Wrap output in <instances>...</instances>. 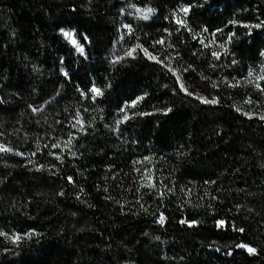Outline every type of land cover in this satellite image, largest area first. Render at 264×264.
<instances>
[{"label":"trees","instance_id":"16d2710c","mask_svg":"<svg viewBox=\"0 0 264 264\" xmlns=\"http://www.w3.org/2000/svg\"><path fill=\"white\" fill-rule=\"evenodd\" d=\"M263 55L264 0H0V264H264Z\"/></svg>","mask_w":264,"mask_h":264},{"label":"snow or ice","instance_id":"6c2138e0","mask_svg":"<svg viewBox=\"0 0 264 264\" xmlns=\"http://www.w3.org/2000/svg\"><path fill=\"white\" fill-rule=\"evenodd\" d=\"M151 11H152L151 9H148V10H147L148 13H150ZM188 11H189V9H187V8L183 9V12H184L185 14H187ZM144 18H145V19L147 18V14L144 15ZM64 35H65V37H69V36H70V34L67 33V32H65ZM72 42H73V44H76L75 40H73ZM160 43H163V41H161ZM76 47H77V50H78L80 53H83L84 49H83L82 46H80V45L77 44ZM133 51H135V50L133 49ZM129 55H131V53H129ZM149 58H150V59H155V57H151V56H150ZM92 91H93L94 93H96L97 95L100 94V92H99L98 89L93 88ZM204 102H208V101H204ZM69 143H70V142H69ZM0 150L6 151L7 149H0ZM162 219H163V218H162ZM241 231H242V230H241ZM17 239H19V237H17ZM239 247H241V248H246L247 251H248L250 254H254V253H255V249H254V248H251V247H248L247 245L241 244V245H239Z\"/></svg>","mask_w":264,"mask_h":264},{"label":"rangeland","instance_id":"374dc122","mask_svg":"<svg viewBox=\"0 0 264 264\" xmlns=\"http://www.w3.org/2000/svg\"><path fill=\"white\" fill-rule=\"evenodd\" d=\"M182 13H184L183 12V10L182 11H180V14H182ZM140 14L141 15H145V14H147V12L146 11H141L140 12ZM179 17V16H178ZM65 32H67V33H69L70 34V36L69 37H66L68 40H69V42L74 46V47H76V45L78 44V45H80L79 44V42H78V40H77V38L75 37V34L73 33V32H69V31H65ZM64 32V33H65ZM203 38H207V42H205V43H207L208 45H210L211 47L210 48H215L216 47V42L215 41H213L214 39H211V37H203ZM73 40H75V42H76V44H73ZM210 43V44H209ZM77 48V47H76ZM84 49V48H83ZM79 52V51H78ZM80 53V52H79ZM81 55H84V51H83V53H80ZM263 57H264V55H263ZM13 240L14 241H16L17 240V237H15V238H13Z\"/></svg>","mask_w":264,"mask_h":264}]
</instances>
